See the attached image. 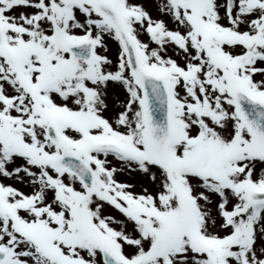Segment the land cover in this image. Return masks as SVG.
Instances as JSON below:
<instances>
[{
  "label": "snow or ice",
  "instance_id": "obj_1",
  "mask_svg": "<svg viewBox=\"0 0 264 264\" xmlns=\"http://www.w3.org/2000/svg\"><path fill=\"white\" fill-rule=\"evenodd\" d=\"M0 264H264V0H0Z\"/></svg>",
  "mask_w": 264,
  "mask_h": 264
}]
</instances>
